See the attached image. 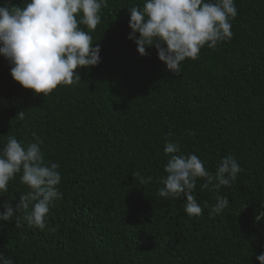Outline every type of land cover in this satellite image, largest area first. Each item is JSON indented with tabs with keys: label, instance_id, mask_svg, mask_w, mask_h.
Wrapping results in <instances>:
<instances>
[{
	"label": "trees",
	"instance_id": "16d2710c",
	"mask_svg": "<svg viewBox=\"0 0 264 264\" xmlns=\"http://www.w3.org/2000/svg\"><path fill=\"white\" fill-rule=\"evenodd\" d=\"M235 2L231 40L205 46L178 75L155 47L141 56L128 39L129 8L144 0H107L91 33L100 63L78 69V84L58 86L46 97L15 81L0 55V149L8 135L28 143L35 132L45 162L58 163L62 174V198L45 227L29 226L23 214L22 228L0 222V252L14 264H260L264 220L255 217L264 204V0ZM166 141L196 154L213 173L222 157L237 159L244 171L219 190L229 199L221 214L209 215L216 193L202 187L203 179L193 193L209 206L200 216L185 214L186 197L158 195ZM137 171L152 181L140 184L132 175ZM28 191L17 174L0 197V211Z\"/></svg>",
	"mask_w": 264,
	"mask_h": 264
},
{
	"label": "clouds",
	"instance_id": "9594fccd",
	"mask_svg": "<svg viewBox=\"0 0 264 264\" xmlns=\"http://www.w3.org/2000/svg\"><path fill=\"white\" fill-rule=\"evenodd\" d=\"M106 6L107 0H26V5L20 7L6 0L0 5V55L9 61L14 80L44 97L58 86L78 84L81 76L77 70L97 66L101 61V48L94 45L91 33L101 23ZM129 10L132 31L128 39L135 41L141 56L155 47L158 58L176 75L182 63L197 59L205 46L215 49L231 40L232 21L238 16L235 0H144L142 7ZM17 116L23 120L24 111ZM42 144L35 132L33 142L28 143L8 135L0 149V197L17 174L29 188L14 205H2L0 222L15 221L16 228H22L23 214L29 226L43 229L55 200L62 198L57 187L62 180L60 166L45 162ZM164 153L168 159L159 196L186 197L185 214L200 216L209 206L207 202L202 206L193 193L198 180L203 179L202 187L216 193L209 215H219L229 206V199L219 190L231 187L244 171L234 156L222 157L213 173L196 154H182L176 142L166 141ZM132 175L140 184L152 181L151 176L144 177L139 171ZM255 220H264V204ZM256 259L264 264V252ZM0 264L14 261L0 252Z\"/></svg>",
	"mask_w": 264,
	"mask_h": 264
}]
</instances>
